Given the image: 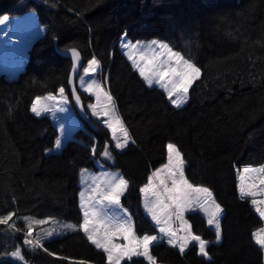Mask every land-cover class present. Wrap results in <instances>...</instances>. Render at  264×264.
<instances>
[{
  "label": "trees",
  "instance_id": "1",
  "mask_svg": "<svg viewBox=\"0 0 264 264\" xmlns=\"http://www.w3.org/2000/svg\"><path fill=\"white\" fill-rule=\"evenodd\" d=\"M28 12L43 36L28 46L16 78L0 73V218L11 213L19 227L22 218L81 217L76 180L81 168L93 164L87 149L93 140L77 130L78 143L46 156L57 132L49 120L30 113L36 95L67 89L71 61L59 51L75 49L85 60L93 53L106 66L109 91L131 137L124 152L113 154L111 166L128 181L121 204L132 211L137 234L156 233L142 210L140 188L151 169L166 162L169 143L180 150L189 183L209 188L223 210L219 243L198 213L189 215L193 233L210 243L208 259L195 246L180 253L160 245L157 262L264 264L252 235L260 219L250 201L240 198L236 179V171L264 166V0H0V16ZM122 35L167 44L201 69L183 106L175 108L163 91L129 70L114 47ZM20 236L0 231V247L5 251ZM43 243L37 255L22 251L27 264H108L82 233Z\"/></svg>",
  "mask_w": 264,
  "mask_h": 264
},
{
  "label": "rangeland",
  "instance_id": "2",
  "mask_svg": "<svg viewBox=\"0 0 264 264\" xmlns=\"http://www.w3.org/2000/svg\"><path fill=\"white\" fill-rule=\"evenodd\" d=\"M0 20L3 21L2 23H0V73H3L4 75H6V78L8 79H14L18 76L19 72L24 67V62L27 57L28 46H30L37 38L43 36L44 28L40 25V23L38 22L33 12H28L18 17H10L7 15H2L0 16ZM153 41H156V40L133 41L130 39L125 40L120 37L114 43V47L116 48L117 55L120 56L124 60L129 70L136 71V69L132 66L131 61L127 59V53H132L134 56H136L138 63H141V66H143V62L139 60V56L141 54L148 53L149 55H151L153 51L155 52L162 51L159 48L160 43L157 41V44H153L152 43ZM129 44L134 45L135 47L126 48L125 45H129ZM119 45L120 47H118ZM120 48H122L123 50H120ZM113 57L114 56L112 54V56H110V58H112V61H113ZM94 59L97 62L99 61L98 58L93 53L89 54V56L86 58V63H84V66L82 67V70H80L79 76L77 77L76 86L79 92L83 93V95L87 97L86 98L87 103L84 101L83 109L87 110L90 116L93 117V119L96 120L97 123L100 122L104 124L103 127L106 129L105 130L106 133L96 132L94 134L93 145L90 147L89 146L87 147L89 151V155L92 159L91 162H93V164L89 166H85L84 168H81L77 175L76 182H77V185L79 186V196H78L79 207L81 203L80 194L82 192L85 194V197H84L85 200H87L89 196H93V210L97 212L96 220L98 223L111 224V223L116 222L118 219L125 217L126 215L131 220L134 235L137 238H142L144 235L139 236L137 234V231L135 230V220L133 219L132 211L127 208L123 209L120 207V205L117 206L111 203L110 201L104 200L101 195V193H104L105 190H109L110 183L118 182L120 179L126 180L124 174L119 170L112 169L109 163L111 162V160H113L114 153L117 154L120 152H124V150L127 148L128 145L124 149L116 148V143L118 140L121 143H123L124 141L123 133L120 131V127L122 125L125 128V126L117 111L114 97L112 96V93L109 91V88H108L107 76H106L108 70L106 66H102L101 64H99V62H98V66H92L90 62ZM89 85L93 86L92 91H86ZM97 86H99V90L101 92V99L99 101L97 100V94H96ZM154 87L160 88L158 84H156ZM61 90H63V95H61ZM160 90L162 89L160 88ZM103 93H107V95L112 98L111 102H109L104 97ZM49 96H53L55 97V99L49 100L48 99ZM34 103H36L37 108H41L43 106L47 109L46 111H42L41 116L39 117L49 120L51 124H54L55 129L57 130L60 129V135L58 136L56 141L54 140L55 143L53 144V148L45 151L44 154L46 156L58 155V152L63 147V145L71 141H73L74 143L75 142L78 143L76 139L69 138L74 133V131L77 130L78 125L87 134H90L91 130L85 127L82 124V122L75 116L73 109L71 107V101L68 97V92L66 88L60 87L54 92L51 91V92H45V93L36 95L33 98L31 108H30L31 110H32V105ZM93 105L96 106V110L98 113L97 115H93V108H92ZM105 105H107V111L110 113V115L104 114L106 110ZM75 117L78 119L77 121L78 124L76 123ZM116 120H119L120 123L116 124L115 123ZM108 123H113L114 126L117 128V131L115 133V137H116L115 139L113 137L112 130L109 129L107 126ZM98 133H100L99 136L96 135ZM98 137H101L100 150H99V157L95 158L94 153L96 150V146L98 145V142H99ZM131 142L132 140L129 135V143ZM166 150H167L166 162L163 165H160L155 169H151L150 174L146 177L147 181L145 185L148 183V177L152 175L153 172H155L157 169H163L164 166L168 163L167 147H166ZM105 153H107V155H105ZM92 166L93 168H91ZM249 169L254 171V173L250 174V172L252 171L245 173L244 170L239 171V172L236 171L237 185L239 186L241 183H243L245 186L254 185V188L252 190L256 194L253 196H245V198H247L250 201V204L252 205L253 210L255 211V213L258 215L260 219V224L257 228L253 230V233H256L257 235H262L264 234V217L260 216L257 209L264 211V184H261V180H264V171H261V169H264V166H252V167H249ZM162 175H166V173L162 172ZM241 177H244V179L241 180ZM169 184H170V181H169ZM97 187H98V192L93 194V189H96ZM142 187H144V185ZM194 187H204V186H194ZM123 196L124 194L121 196V199ZM146 198L154 200V197H151L150 194H148L146 197V194L141 193L140 203H141L143 212L147 215V217L149 218V220L151 221V223L156 229L155 234L154 233L148 234V235L155 236L157 238L150 245V249H149L150 254L153 256L155 260V264H162L161 262H157L159 252L155 254L158 251V247L164 248V246L166 247L168 246V247H172L176 249L177 251H180L179 244L183 243V240L181 239L182 237H187L188 239V246L185 248V251L189 249L191 246H195L196 252L200 257L204 259L209 258L207 251H206V255L202 256L200 254L198 243L192 240V237L197 236L196 234L193 233L192 226H191L192 222L189 219V215L193 213H198L203 218L204 225L215 233L214 225L208 224V217L204 214L203 211L199 209L198 206H195V205L190 206V208L185 211L184 220L187 221L186 225H182L181 222L175 218V216H172L171 226L176 230L175 243L177 245L176 247H173L172 245L168 243V238L164 234L159 232V228L151 220V217L148 215L146 209L144 208V203H145ZM253 200L256 201L255 205L252 203ZM130 204H133V203L131 202ZM80 210H81V217L76 222L66 221L63 219H55V218L34 219V220H30L28 218H22L23 220L21 222H18L19 224H21V226L18 227L16 226L15 219L12 216L9 217L6 223L0 224V231H4V232L7 231L11 237H14V235L16 234H20L21 236L16 237V239L14 240L9 241L7 243V247L5 251L2 247H0V255L2 254L0 256V261H3V262L10 261L11 263L13 262L15 264H27V262L25 261L23 257L22 251H30L34 255H37L38 252L41 253L43 251L42 250L43 244H44L43 241L53 239V238L64 237L66 234L71 233V232L82 233L85 236L82 229L80 228V225L83 223V211L81 207H80ZM132 210L133 212H135L134 208H132ZM222 215H223V211H222ZM194 221L196 222L198 226L199 225L198 221L196 219H194ZM29 225H31L30 232L28 228ZM197 229L200 231L202 230L200 229V226H198ZM11 237H6V238L10 239ZM201 239L206 241L207 245L209 244L206 239L202 237ZM25 240L32 241L33 243L25 245L24 243ZM253 240L255 241L254 238ZM37 241H39V246L34 247L33 245ZM214 241H216V236H215ZM114 242L121 243V244L125 243L122 237H116L114 239ZM219 242L216 241V243H219ZM154 245H155V248L157 249H155V252H152V246ZM160 245H164V246H160ZM17 248L21 249L22 259H19V260L16 258H13L10 255L12 252L16 251ZM97 250L100 251V249H97ZM261 251L263 254V262H264V249H261ZM51 257L54 259H60V257L55 256V255H52ZM141 260H142V263H140ZM106 263H108V260ZM123 263L124 264H139V263L147 264V261L143 257H133L132 260L122 259L120 264H123Z\"/></svg>",
  "mask_w": 264,
  "mask_h": 264
},
{
  "label": "snow or ice",
  "instance_id": "3",
  "mask_svg": "<svg viewBox=\"0 0 264 264\" xmlns=\"http://www.w3.org/2000/svg\"><path fill=\"white\" fill-rule=\"evenodd\" d=\"M6 19V18H5ZM3 21L0 20V23ZM153 44H157V41H153ZM125 47H135L134 45H125ZM159 48L162 51H153L151 55L143 53L139 56V60L143 62L138 63L137 57L132 53H127V59L131 61L132 66L139 72L140 77L148 84L149 87L155 81L156 84L163 89L167 95L169 102L177 109L184 104L190 95V88L201 76V69L197 67L193 62L184 59L180 52H174L167 44H159ZM92 66H98V62L94 59L90 62ZM87 71V69H86ZM93 86L89 85L86 91H92ZM74 94V93H73ZM97 100L101 99V92L99 86L96 88ZM63 95V90H61ZM104 97L111 102V97L107 93H103ZM175 97V98H174ZM49 100L55 99L53 96L48 97ZM79 102V98H77ZM93 115H97L96 106L93 105ZM105 115H110L107 111V105H105ZM45 107L37 108L36 103L32 105V111L37 117L41 116L42 111H46ZM119 124V120L115 121ZM108 128L112 130L113 137L117 128L113 123H108ZM120 131L123 133L124 141L121 143L119 140L116 143V148L124 149L129 143V133L122 125ZM168 149V163L163 169H157L148 177V183L144 187L140 188V192L151 195L152 199H145L144 208L146 209L151 220L159 228V232L164 234L168 238V243L173 247H176V230L171 226V218L175 216L182 225H186L187 221L184 220V213L190 208V206H198L201 211L208 217V224L214 225L216 241L221 240V217L222 209L213 197L212 191L207 187H194L189 183V180L185 178V163L181 158V152L178 148L169 143ZM107 155V153H105ZM250 169L244 168V172L248 173ZM264 171V169H261ZM166 173V175H162ZM244 177H241L243 180ZM170 181V184H169ZM261 184H264V180H261ZM129 187L128 181L120 179L118 182L109 184V190H105L101 193L104 200L119 206L121 196L125 190ZM254 185L245 186L241 183L238 186L239 196L244 199L245 196H253L256 193L252 190ZM98 192V187L93 189V194ZM80 207L83 211V223L80 225L83 233L87 237L96 249H100L106 254L108 264H120L122 259L132 260L133 257H143L147 264H155L153 256L150 254V245L157 239L152 235H144L142 238H137L133 233V226L130 218L126 215L123 218L118 219L116 222L98 223L96 220L97 212L93 210V196H89L85 200V194L82 192ZM252 203L255 205L256 201ZM261 217H264V211L257 209ZM11 213L7 217L0 218V224H4L11 217ZM29 232L31 231V225L28 226ZM116 237H122L125 243H115ZM253 238L257 245L261 249H264V234L257 235L253 233ZM183 243L179 244V250L184 253L185 248L188 246L187 237H182ZM192 240L196 241L199 245L200 254L206 255L207 242L201 239L199 236L192 237ZM25 245L33 243L32 241L25 240ZM34 247L39 246V241L35 242ZM13 258L22 259L21 249L17 248L16 251L10 254ZM51 255V253H50ZM75 264V262H70ZM84 264V262H80Z\"/></svg>",
  "mask_w": 264,
  "mask_h": 264
},
{
  "label": "water",
  "instance_id": "4",
  "mask_svg": "<svg viewBox=\"0 0 264 264\" xmlns=\"http://www.w3.org/2000/svg\"><path fill=\"white\" fill-rule=\"evenodd\" d=\"M60 55L71 61V69L68 75L67 90L72 106L78 115L86 120V115L83 110V102L76 88V79L78 74L85 63V59L82 58L80 53L75 49H65L59 51ZM74 93V94H73ZM79 98V102H77Z\"/></svg>",
  "mask_w": 264,
  "mask_h": 264
}]
</instances>
